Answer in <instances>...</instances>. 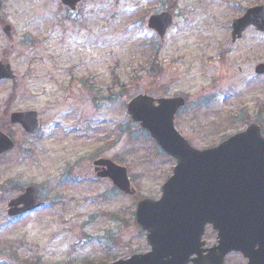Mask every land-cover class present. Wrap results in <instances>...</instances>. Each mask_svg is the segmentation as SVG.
I'll use <instances>...</instances> for the list:
<instances>
[{"label":"rangeland","instance_id":"obj_1","mask_svg":"<svg viewBox=\"0 0 264 264\" xmlns=\"http://www.w3.org/2000/svg\"><path fill=\"white\" fill-rule=\"evenodd\" d=\"M260 4L88 0L75 15L60 0H3L0 61L11 64L19 81L0 80V129L18 140L0 159V260L106 264L149 250L137 202L161 197L176 161L131 120L127 100L145 90L184 96L176 127L200 149L252 123L264 136V76L255 73L264 64V33L250 27L231 41V22ZM162 11L174 15L164 41L147 25ZM6 24L11 36L3 32ZM39 49L51 51L46 56L53 60L44 64ZM69 87L89 96L75 103ZM29 110L40 113L35 137L10 122L11 113ZM98 158L126 166L138 194L125 195L96 177ZM29 185L39 188L45 205L14 220L8 203Z\"/></svg>","mask_w":264,"mask_h":264},{"label":"water","instance_id":"obj_2","mask_svg":"<svg viewBox=\"0 0 264 264\" xmlns=\"http://www.w3.org/2000/svg\"><path fill=\"white\" fill-rule=\"evenodd\" d=\"M78 1L64 0L71 7ZM170 24L171 17L163 14L153 16L149 26L163 37ZM250 24L264 31V6L251 9L234 22L233 40ZM10 30L9 26L4 28L9 35ZM256 71L264 73V64ZM0 78L16 77L9 65L0 62ZM184 104L180 97L154 99L143 94L128 102L132 119L177 159V165L163 185L162 198L138 204L137 221L147 231L152 250L111 264H217L211 254L204 256L200 250L209 223L218 231L219 248L223 249L219 263L228 251L242 250L247 240H264V137L260 127L253 124L214 148L198 150L174 126L175 114ZM11 121L30 133L39 128L34 111L13 113ZM13 146L12 136L0 131V155ZM95 165L99 166V176L112 179L124 193L136 194L124 166L104 158ZM100 166L107 168L100 171ZM42 205L38 189L30 186L9 203L8 214L15 216ZM193 255L197 257L191 259ZM252 264L264 263L260 259Z\"/></svg>","mask_w":264,"mask_h":264},{"label":"flooded vegetation","instance_id":"obj_3","mask_svg":"<svg viewBox=\"0 0 264 264\" xmlns=\"http://www.w3.org/2000/svg\"><path fill=\"white\" fill-rule=\"evenodd\" d=\"M86 1H88V0H83L81 2V4H84ZM39 51L43 52V53H41L42 54L41 57L43 59L44 64L47 62V60H51V59L53 60V57L46 56L47 52H48V55H49V52H51L48 49H44V51L42 49H39ZM70 71L72 72V70H70ZM92 74H94V73H92ZM88 77L96 78V77H94V75L93 76H87V79H88ZM82 80H83L82 81L83 83H81V85L85 89L86 88L89 89L88 81L85 79H82ZM17 81H19V78ZM70 83H71V81H70ZM94 84L96 85V83H94ZM95 85H90V88L92 91H98V88H95ZM83 87H80V89H78V90H75V89L69 87L70 93H69L68 98L73 100L76 103L77 97L81 98L82 96H89V93H87V91ZM5 130L8 131L7 129H5ZM39 131L40 130H38L35 134L25 133V135L27 137H35L39 134ZM12 135L15 139V146L12 150L3 154V156L13 152L17 148V142H18L17 137L14 134H12ZM24 151H25V149L22 147V154H24ZM25 188L26 187L23 188V191L25 190ZM21 217H23V216H21ZM203 240H204V246H203L204 250H208V249H212V248L217 247V245H218L217 233L213 230L211 225H208L206 227V232H205V235L203 237ZM247 243H248V246L246 249H244V251L233 250V251L228 252L226 254V256L224 257L223 264H249L251 256L255 257V258L258 257L261 259L264 258V240H247ZM147 251H145V252H147ZM132 252H134V253H132L130 256H132L136 253H144V252H137V251H132ZM120 259H122V258H118L117 260H120Z\"/></svg>","mask_w":264,"mask_h":264}]
</instances>
